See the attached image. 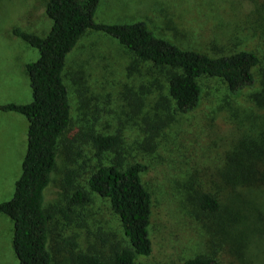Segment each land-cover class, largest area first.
Wrapping results in <instances>:
<instances>
[{
  "label": "rangeland",
  "instance_id": "rangeland-1",
  "mask_svg": "<svg viewBox=\"0 0 264 264\" xmlns=\"http://www.w3.org/2000/svg\"><path fill=\"white\" fill-rule=\"evenodd\" d=\"M47 1L0 0V105L32 101L25 66L36 62L39 52L12 30L47 36L52 27ZM95 22H144L154 37L182 50L213 57L250 52L260 64L254 84L237 93L219 80L201 79L197 107L179 113L155 92L148 65L115 39L87 33L66 61L71 130L59 145L57 170L45 192V209L54 216L48 243L53 264H72L68 241L77 245L75 252L97 255L106 263L113 251L126 246L118 218L98 196L92 194V202L76 209L69 220L60 212L72 194L64 184L66 174L75 171L77 184L85 187L87 174L97 164L80 131L119 135L124 164L145 167L140 176L153 197V252L136 258L137 264H184L196 257L212 258L214 264H264V186L235 190L260 211L261 221H251L245 239L226 234L194 201L206 192L219 199L223 214L235 206V195L221 173L237 141L254 132L250 119L264 116L250 100L264 87V0H100ZM148 124L156 132L152 150L145 142ZM28 125L24 116L0 111V203L13 198L22 174ZM115 156L105 153L102 158L109 164ZM13 231V222L0 215V264H19Z\"/></svg>",
  "mask_w": 264,
  "mask_h": 264
},
{
  "label": "trees",
  "instance_id": "trees-1",
  "mask_svg": "<svg viewBox=\"0 0 264 264\" xmlns=\"http://www.w3.org/2000/svg\"><path fill=\"white\" fill-rule=\"evenodd\" d=\"M99 5L100 0H48L46 15L52 21V27L47 36L42 38L19 28L12 30L13 36L39 52L38 60L25 66L32 101L0 105L1 112L20 114L29 123L22 174L15 183L13 198L0 203V215L7 216L14 224L12 245L19 264H53L48 243L54 216L45 209V192L57 170L59 145L71 130V105L64 82L66 61L87 33H102L115 39L137 61L148 65L155 92L179 113L197 107L201 98V79L219 80L231 93L252 86L255 81L254 70L260 64L256 54L238 52L213 57L182 50L154 37L144 22L97 24L95 16ZM141 86L143 89L144 85ZM250 100L256 108L264 110V87L251 94ZM250 121L254 132L237 141L227 155L221 173L223 182L235 195L233 209L227 207L223 214L222 204L211 193H199L194 198L202 214L216 218L221 230L239 239L246 238L251 221L255 220L256 224L261 221L260 211L254 204L235 192L237 188L264 186V116ZM147 126L150 135L145 142L152 150L155 127ZM79 136L93 148L97 164L87 174L85 187L77 184L75 171L66 174L64 184L72 189V194L66 199L65 210L60 212L69 220L76 209L92 202V194L98 196L118 218L126 246L113 251L106 263L97 255L75 252L77 245L68 241L72 264H137L136 258L148 257L153 252L149 234L153 197L140 176L145 167L139 162L124 164L118 152L121 137L117 134L80 131ZM71 142L75 143L74 138ZM105 153L116 155L109 164L103 161ZM184 264H214V260L196 257Z\"/></svg>",
  "mask_w": 264,
  "mask_h": 264
}]
</instances>
